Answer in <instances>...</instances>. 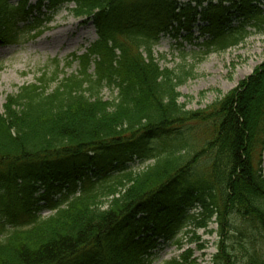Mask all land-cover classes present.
<instances>
[{
    "label": "trees",
    "instance_id": "obj_1",
    "mask_svg": "<svg viewBox=\"0 0 264 264\" xmlns=\"http://www.w3.org/2000/svg\"><path fill=\"white\" fill-rule=\"evenodd\" d=\"M18 1L0 0V46L21 42L19 24L37 38L50 22L41 9L54 15L69 4L97 40L67 60L66 67L78 63L75 73L54 60L49 76L6 96L0 234L7 223L22 226L0 240V264H154L160 240L212 222L219 238L212 264H264V62L222 100L193 112L178 102L188 73L161 68L153 54L174 23L190 30L197 20L206 24V52L236 46L248 34L245 21L264 23V0ZM229 13L244 18L240 28L227 27ZM104 89L114 94L109 100ZM209 121L212 140L191 150L183 127ZM136 160L153 163L133 171ZM37 183L55 211L47 218L32 209ZM191 254L161 264H196Z\"/></svg>",
    "mask_w": 264,
    "mask_h": 264
},
{
    "label": "rangeland",
    "instance_id": "obj_2",
    "mask_svg": "<svg viewBox=\"0 0 264 264\" xmlns=\"http://www.w3.org/2000/svg\"><path fill=\"white\" fill-rule=\"evenodd\" d=\"M9 1L14 6L19 2L18 0ZM179 2L185 3L187 0H179ZM37 3V0H29L31 6H36ZM44 5L48 6L46 3ZM73 8L74 4L63 5L54 15H49L47 9L42 8L41 12L45 14V19L49 18L50 22L46 24L41 35L29 40L28 30L23 28L24 24H19L18 27L24 30L20 39L21 43L6 47L0 46V112H3L7 95L16 94L23 85L36 83L37 78L44 73L49 76L55 69L54 60L59 61L60 69L66 75L78 70L77 62L70 67H66L65 63L73 54L77 56L84 54L86 49L97 40V35L91 22L86 23L84 19L76 18L71 13ZM260 8L264 11V3ZM226 17L227 27L240 28L244 20L238 13H229ZM149 19L150 17L146 21ZM205 25L204 22L197 20L190 26V30H187L180 29L179 23H174L170 32L161 36L158 44L153 48L154 57L161 68L168 69L175 75H182V72L188 73L177 89L180 94L178 102L185 105V110L193 112L206 111L215 102L222 100L238 88L264 62L263 22L258 23L255 19L245 21L244 30L248 34L238 45L223 51L213 49L207 52L204 44L210 39L201 31ZM102 95L105 100H109L114 94L104 89ZM183 131H185V143L189 144V148L190 146L193 148L191 150L197 151L206 142L212 140L214 126L210 121L190 123L183 127ZM151 163H153L152 160L145 162L136 160L128 167L133 171H140ZM197 166L200 174L206 172L203 160ZM2 168L4 170L1 171H5L7 167ZM262 168L264 170V152ZM88 176L95 177L93 171ZM17 184L21 185L19 181ZM31 190H35L33 201L36 198L39 199L45 191L40 183H37L35 188L31 187ZM52 198L57 200L59 195L55 194ZM106 201L104 199L102 202L106 203ZM37 206L41 207V210L37 211L41 218H47L55 212L46 207L47 202L42 199L36 202L32 209ZM19 223L15 225L7 223L5 232L0 234V240L8 231L21 227ZM194 229L188 226L173 240H160L153 251L154 264L178 258L187 249L192 251L190 261L196 264H212L219 241L215 233L216 223H210L206 229L198 228L195 232ZM187 231L189 233L186 235L184 232ZM177 239L181 240V248L174 243Z\"/></svg>",
    "mask_w": 264,
    "mask_h": 264
}]
</instances>
